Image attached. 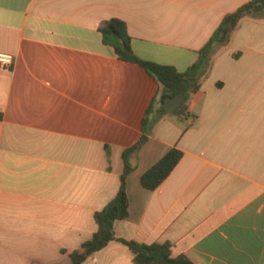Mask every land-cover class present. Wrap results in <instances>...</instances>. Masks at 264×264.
I'll return each instance as SVG.
<instances>
[{"label":"crops","instance_id":"1","mask_svg":"<svg viewBox=\"0 0 264 264\" xmlns=\"http://www.w3.org/2000/svg\"><path fill=\"white\" fill-rule=\"evenodd\" d=\"M253 0H0V264H72L121 190L123 154L160 91L99 27L123 21L139 59L185 73ZM183 154L155 191L142 176ZM119 241L83 264H135L124 242L193 264H264V19L213 58L187 116L168 113L133 161Z\"/></svg>","mask_w":264,"mask_h":264},{"label":"trees","instance_id":"2","mask_svg":"<svg viewBox=\"0 0 264 264\" xmlns=\"http://www.w3.org/2000/svg\"><path fill=\"white\" fill-rule=\"evenodd\" d=\"M247 19H264V0H253L240 7L236 12L227 15L209 42L199 52L198 61L185 73H179L173 67L161 66L139 59L133 51L132 39L123 21L113 19L100 25L99 32L102 35L103 44L112 48L120 61L136 64L143 68L157 82L160 91L145 114L139 142L123 154L125 168L121 177V190L117 198L95 215L98 231L93 239L83 246L82 252L71 254L72 264H83L91 255L103 250L110 243L119 241L114 228L116 222L129 217L127 180L136 170L133 161L149 141L155 125L168 115L164 106L165 102L182 96V105L175 112L169 114L188 115L189 104L193 96L201 90L204 80L208 77L215 54L220 48L227 47L231 43L240 24ZM182 157L183 154L177 149L171 150L142 176V186L148 191L157 190L169 178ZM121 242L134 254L135 264H193L184 256L173 258L169 244L149 246L135 242Z\"/></svg>","mask_w":264,"mask_h":264},{"label":"built area","instance_id":"3","mask_svg":"<svg viewBox=\"0 0 264 264\" xmlns=\"http://www.w3.org/2000/svg\"><path fill=\"white\" fill-rule=\"evenodd\" d=\"M15 59L10 54L0 53V68L3 70H11L14 67Z\"/></svg>","mask_w":264,"mask_h":264},{"label":"water","instance_id":"4","mask_svg":"<svg viewBox=\"0 0 264 264\" xmlns=\"http://www.w3.org/2000/svg\"><path fill=\"white\" fill-rule=\"evenodd\" d=\"M183 103V97L180 96L175 99L167 100L164 104L166 112L172 113L175 112Z\"/></svg>","mask_w":264,"mask_h":264}]
</instances>
